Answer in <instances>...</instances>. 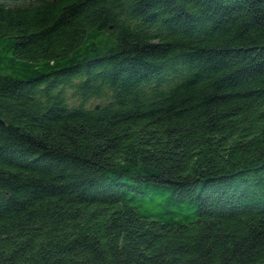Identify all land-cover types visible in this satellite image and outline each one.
Returning <instances> with one entry per match:
<instances>
[{"label": "trees", "instance_id": "16d2710c", "mask_svg": "<svg viewBox=\"0 0 264 264\" xmlns=\"http://www.w3.org/2000/svg\"><path fill=\"white\" fill-rule=\"evenodd\" d=\"M0 120V264L264 263V0H0Z\"/></svg>", "mask_w": 264, "mask_h": 264}, {"label": "rangeland", "instance_id": "374dc122", "mask_svg": "<svg viewBox=\"0 0 264 264\" xmlns=\"http://www.w3.org/2000/svg\"><path fill=\"white\" fill-rule=\"evenodd\" d=\"M99 40H102V37H99ZM108 45L105 44V41L103 44H101L99 46V48H101V50H105L107 48ZM93 52L90 51V49L83 47V49L81 50V55H90ZM6 73H10L9 70L6 71ZM64 94H65V98L67 100L68 105H74L78 103V100L76 97L72 96V90L69 88H66L64 90ZM99 102L97 100L91 99L86 103V107H93L95 105H97Z\"/></svg>", "mask_w": 264, "mask_h": 264}, {"label": "water", "instance_id": "95a60500", "mask_svg": "<svg viewBox=\"0 0 264 264\" xmlns=\"http://www.w3.org/2000/svg\"><path fill=\"white\" fill-rule=\"evenodd\" d=\"M0 124H2V121L0 120ZM262 264H264V263H262Z\"/></svg>", "mask_w": 264, "mask_h": 264}]
</instances>
